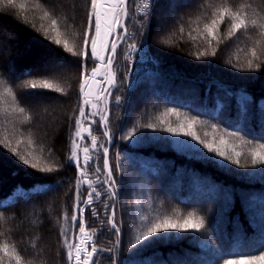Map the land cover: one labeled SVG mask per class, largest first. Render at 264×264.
Wrapping results in <instances>:
<instances>
[{"label": "trees", "instance_id": "16d2710c", "mask_svg": "<svg viewBox=\"0 0 264 264\" xmlns=\"http://www.w3.org/2000/svg\"><path fill=\"white\" fill-rule=\"evenodd\" d=\"M33 3L34 0H28L25 11L30 20L42 14L39 10L33 11ZM224 3L233 8L251 3L248 9L250 17L264 9V0H154V7L143 22L146 27L142 37L138 31L141 14L134 11L132 0L129 2L133 20L129 27L132 25L138 47L142 41L144 43L138 54L147 53V56L145 61L137 62L132 88L128 84L121 85L122 92H113L114 96L124 97V106L116 108L112 105L115 112L114 138L109 154V160L115 162V152H119L129 186L122 190L118 199L117 219L123 220L120 234L105 226L102 234L94 237L98 247H115L112 255L128 261V264H213L210 249L194 239L195 234L176 233L177 239L133 255L126 243L138 226V216L132 207V202L137 199L149 206L147 214L172 215L179 212L183 216L193 211L204 216L218 245L223 242L229 247L248 249V254L257 255L258 252L252 249L264 243V173L258 168L252 172L255 168L231 164L222 166L226 162L217 164L203 156L178 151L169 133L147 130V137L131 147H126L127 141L118 139L124 126L121 120L127 124H131L133 119L141 123L155 122L152 117L159 116L168 108H176L182 115L199 116L206 121L205 125L197 126L201 138L210 139V125L216 124L218 130L215 135H225L230 143L237 145L238 151L241 150L239 140L227 137L224 129L235 131L239 127L244 128L241 135L254 142L264 135V114L258 108V102L264 100V65L260 72H247L226 63L233 55H239L240 63L246 62L245 52L251 40L258 38L256 31L250 29L233 38L234 42L225 41L215 58L205 60H196L192 55L206 46L203 41L197 43L187 37L179 39V26L183 25L187 32L190 21L200 16L203 17L200 20L202 28L212 8ZM48 7L55 8L57 17H67V24L75 31H82L89 0H48ZM167 7L171 14L160 22L159 16ZM16 14L17 10L0 8V139L8 136L15 147L16 139L23 134L22 154L32 151L39 158L41 167L54 163H60L62 167L55 173H38L22 167L6 149H0V200L4 201L0 211L8 217L7 222L0 226L3 233L0 243L15 245L25 258V264H67L60 229L64 227L68 229L67 234L72 235L73 193L78 173L65 157L69 153L70 136L75 131L74 121L69 117L80 104L79 71L75 66L51 70L53 52L44 41L36 38L28 26L15 19ZM39 22L37 19V25ZM220 33H225L224 25ZM168 37L175 41L174 46L159 43ZM238 48L244 51L237 52ZM117 56L119 70L123 72L127 62L120 49ZM94 66V63L88 64L89 69ZM29 79H48L54 87L66 90L71 84L72 90L67 97L45 91L21 98L16 85ZM9 85L13 86L21 106H31L33 120L30 124H22L23 115L13 111L16 103L4 92ZM245 92L254 101L248 105L246 117L240 111ZM129 101L132 105L130 113L126 110ZM169 119L174 125L177 122L174 116ZM92 132L103 142L98 124L93 125ZM205 132L210 135L205 137ZM29 133L35 144L34 151L26 144ZM85 141L90 145L88 136ZM100 160L102 162V155ZM86 171L94 175L92 163ZM38 184L53 190L45 194L42 189L33 188ZM94 207L102 211L101 202ZM145 209L142 208L143 214ZM65 211L68 213L67 222L63 219ZM84 219L89 231L100 227L87 211ZM100 219L105 217L101 215ZM34 239L35 249L30 246ZM117 239L119 245H116ZM108 255L101 254L102 264H110ZM3 264H9L7 257Z\"/></svg>", "mask_w": 264, "mask_h": 264}, {"label": "snow or ice", "instance_id": "6c2138e0", "mask_svg": "<svg viewBox=\"0 0 264 264\" xmlns=\"http://www.w3.org/2000/svg\"><path fill=\"white\" fill-rule=\"evenodd\" d=\"M27 6L28 0H0V8L17 10L15 19L28 26L36 38L44 41L53 52L51 70L75 66L79 71L78 94L80 104L78 109L69 117L74 121L75 131L70 136L69 153L65 157L77 169L78 173L73 193L72 235L69 236L67 234L68 229L64 227L60 229L67 264H102L101 254L103 253L109 254L110 264H128V261L119 260L112 255L115 247H98L94 237L97 234H102L105 226L110 227L117 235L120 234L123 220L118 221L117 219L118 199L122 190L129 186L128 176L124 174L122 169L119 152H115V162L109 160V146L114 138L113 120L115 112L112 105H115L116 108L124 106L122 103L124 97L121 95L114 96L113 90L122 92L121 85L129 83V78L133 74L132 65L136 54L144 47L143 41L138 47L135 34L129 33L125 23L130 19L129 0H89L86 23L82 31H75L69 26L67 17H57L55 8L48 7V0H34L33 11L39 10L42 14L31 20L25 14ZM132 6L135 12L141 14L138 31L143 37L146 27L143 22L148 19L149 13L154 7V0H139V2L132 0ZM250 7L251 3L240 4L235 8L227 3L220 4L212 8L210 17L202 28L200 20L203 17L200 16L190 21L187 32L183 25L179 26V39L182 40L187 37L190 41L197 43L203 41L206 46L193 52L192 55L196 60H205L215 58L220 50V45L224 44L225 41L234 42L233 38H238V34L246 33L250 29L254 30L258 38L251 40L249 37L251 44L245 52L246 62L240 63L239 55H233L226 63L240 71L260 72L262 65H264V59H262L264 57V14H261L264 13V9L250 17L248 12ZM37 19L40 21L38 25ZM226 20L228 21L227 24H225ZM222 25L225 27L223 34L220 33ZM70 41L72 42L70 43ZM159 43L165 46L175 45V41L171 37L162 38ZM118 49L121 50V56L127 62L123 72L119 70L117 63ZM236 51H244V49L238 48ZM146 56L147 53H144L140 59L143 60ZM89 63H94L96 66L89 69ZM93 86L96 87V93L92 91ZM16 87L20 90L19 96L21 98L43 94L45 91H54L67 97L72 90L71 84L66 90L62 87H54L48 79H29L16 85ZM4 92L16 103L13 111L23 115L21 123L30 124L33 120L31 106L26 108L20 105L12 85L6 87ZM243 101L240 111L246 117L248 105L254 101L246 92L243 94ZM101 103L103 104L102 108L100 107ZM86 108L89 110L87 113ZM258 108L261 114H264V100L258 102ZM126 110L129 113L132 111L130 101ZM172 116L176 118L175 125L169 119ZM152 120L155 122L141 123L139 120L133 119L131 124L121 120L124 126L121 128V135L118 139L127 141L126 147H131L141 143L147 137V130L169 133L174 137L188 138L181 139L180 142L193 146L195 152L200 153L204 159L210 162L219 164L220 161H224L226 164L222 166L231 164L240 168H258L261 173H264V142H261L264 141V135H261L260 139L254 142L253 139L241 135V132L245 131L244 128L239 127L235 131L224 129L227 137L239 140L241 150L238 151L237 145L230 143L225 135L222 134L219 137L215 135L218 130L216 124L210 125L212 129L210 139L201 138L197 132V126L205 125L206 121L201 120L199 116L189 117L187 114L182 115L176 108H168L159 116L152 117ZM85 123H87V127H85ZM96 124L99 125L103 142H100L98 136L92 132V127ZM85 133L89 137L90 147L81 149L79 142L84 141ZM209 135L208 132L204 133L205 137ZM30 136L31 133H29L26 144L28 148L34 151L35 144ZM15 144L14 147L8 136L0 139V149H6L22 167L42 174L58 172L62 167L60 163L41 167L38 162L39 158L34 156L32 151H28L27 155L22 154L20 145L25 144L23 134L16 139ZM245 146H247L246 150ZM49 151L51 152V150ZM80 153L83 155L81 156ZM101 155L103 157L102 162L100 160ZM89 163L93 164V178H89L86 171ZM33 188L42 189L45 194L53 190L43 184L33 185ZM30 193L31 189H29ZM145 198L148 197L145 196ZM97 202H101L102 211L94 207ZM3 204L4 201L0 200V205ZM141 205L142 200L140 199L132 202L133 208H139ZM86 211L96 219L100 225L99 228H93L91 231L87 229V223L84 219ZM101 215L105 217L104 220L100 219ZM63 219L67 222V211L63 213ZM7 220L8 217H6L5 212L0 211V226ZM176 233L195 234L193 238L210 249L213 264H264V243H261L259 248L252 249L258 252L257 255L248 254V249L229 247L223 242L218 245L213 239L205 217L193 211H189L183 216L179 212L172 215L159 212L147 215L141 213L138 216V226L135 227L134 234L127 241L126 247L132 250L133 255H139L155 245L177 239ZM0 235L3 233L0 232ZM35 239L30 245L33 249L37 247ZM119 243L120 241L117 239L116 245ZM0 253H2L0 264H3L5 257L8 258L9 264H13V261L14 264H25V258L15 245L10 246L7 242L0 243Z\"/></svg>", "mask_w": 264, "mask_h": 264}, {"label": "rangeland", "instance_id": "374dc122", "mask_svg": "<svg viewBox=\"0 0 264 264\" xmlns=\"http://www.w3.org/2000/svg\"><path fill=\"white\" fill-rule=\"evenodd\" d=\"M138 2H139V0H137ZM129 2H130V0H129ZM169 7V6H168ZM166 8L165 10H162V12H161V15L159 16V21L161 20L162 21V19L164 18V17H167V16H169L170 14H171V10L169 9V8ZM152 10V9H151ZM137 14H140V13H138V12H136ZM131 14L132 13H130V10H129V15L131 16ZM160 21V22H161ZM126 24H127V26H128V29H129V31H132V33L131 32H129L130 34H133L134 32H133V30H132V28H131V26L132 25H130V27H129V23H131V24H133V20H132V18L130 17V19L129 20H127L126 22H125ZM142 56V54L140 55V54H138V52H137V54H136V57H135V59H134V62H133V65H132V67H133V74H132V76L129 78V83H128V87L129 88H132V86L134 85V79H133V77H134V73L137 71V62H138V60H141L140 59V57ZM145 59H146V57L143 59V60H141V61H145ZM115 90H113V92H114ZM100 107L102 108L103 107V104L101 103L100 104ZM85 111H86V113L89 111L87 108L85 109ZM262 124H263V126H264V122H262ZM85 127H87V123H85ZM86 136H88L86 133H85V135H84V141L83 142H79L80 143V147H81V149L82 148H84V147H90V145H88L87 143H86V141H85V137ZM171 138L175 141V144H176V149L178 150V151H181V152H187V153H189V154H194V155H200V156H202L200 153H198V152H195L194 151V149H193V146H190V145H188V144H186V143H181L180 142V140L181 139H188V138H186V137H174V136H172L171 135ZM80 155L82 156L83 154L82 153H80ZM225 163L224 161H220V163ZM257 169L255 168V169H253L252 170V172H255ZM89 175V178H93V176L92 175H90V174H88ZM143 207H146V209H145V213L144 214H147V213H149V206L147 205V204H143V202H142V205L139 207V208H135L134 209V211H135V213H136V216H139L141 213H143L142 212V208ZM177 234H179V233H177ZM181 234V233H180ZM200 243V242H199Z\"/></svg>", "mask_w": 264, "mask_h": 264}, {"label": "bare ground", "instance_id": "6f19581e", "mask_svg": "<svg viewBox=\"0 0 264 264\" xmlns=\"http://www.w3.org/2000/svg\"><path fill=\"white\" fill-rule=\"evenodd\" d=\"M98 79H99V77H98ZM92 91H93V93H96L97 90H96L95 86H93Z\"/></svg>", "mask_w": 264, "mask_h": 264}, {"label": "water", "instance_id": "95a60500", "mask_svg": "<svg viewBox=\"0 0 264 264\" xmlns=\"http://www.w3.org/2000/svg\"><path fill=\"white\" fill-rule=\"evenodd\" d=\"M112 145V144H111ZM111 145L109 146V148L111 147Z\"/></svg>", "mask_w": 264, "mask_h": 264}]
</instances>
